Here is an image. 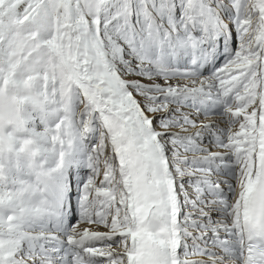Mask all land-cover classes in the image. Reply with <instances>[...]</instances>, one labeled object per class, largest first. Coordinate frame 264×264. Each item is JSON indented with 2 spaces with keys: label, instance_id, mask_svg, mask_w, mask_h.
<instances>
[{
  "label": "snow or ice",
  "instance_id": "1",
  "mask_svg": "<svg viewBox=\"0 0 264 264\" xmlns=\"http://www.w3.org/2000/svg\"><path fill=\"white\" fill-rule=\"evenodd\" d=\"M0 264H264V0H0Z\"/></svg>",
  "mask_w": 264,
  "mask_h": 264
},
{
  "label": "bare ground",
  "instance_id": "2",
  "mask_svg": "<svg viewBox=\"0 0 264 264\" xmlns=\"http://www.w3.org/2000/svg\"><path fill=\"white\" fill-rule=\"evenodd\" d=\"M237 130H238V126H237Z\"/></svg>",
  "mask_w": 264,
  "mask_h": 264
}]
</instances>
